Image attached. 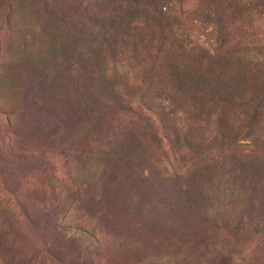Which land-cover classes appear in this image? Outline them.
<instances>
[{
    "label": "rangeland",
    "instance_id": "rangeland-1",
    "mask_svg": "<svg viewBox=\"0 0 264 264\" xmlns=\"http://www.w3.org/2000/svg\"><path fill=\"white\" fill-rule=\"evenodd\" d=\"M229 1L0 0V264H264V0Z\"/></svg>",
    "mask_w": 264,
    "mask_h": 264
},
{
    "label": "trees",
    "instance_id": "trees-1",
    "mask_svg": "<svg viewBox=\"0 0 264 264\" xmlns=\"http://www.w3.org/2000/svg\"><path fill=\"white\" fill-rule=\"evenodd\" d=\"M209 1H216L217 3H218V7L219 6H223V9H225V10H229L228 9V5H229V3L231 2V1H229V0H209ZM224 3H226V5L227 6H225L224 7ZM201 14H208V10L207 9H204V11L201 13ZM206 16H210L209 14L208 15H206ZM205 16V17H206ZM206 20H209L210 22L212 21V18H210V17H206ZM221 49H223V47L221 48ZM203 51H207L208 52V50H207V48H205V49H203ZM211 55V57L210 58H212V59H217L218 57H219V53H215V52H211L210 53ZM202 55H204V53L202 54ZM248 64H251V67L252 68H254V69H249L251 72H252V74H255V73H261V74H264V61H260V60H255V61H253V60H249L248 61ZM183 68V67H182ZM253 72H255V73H253ZM260 74V75H261ZM257 107L258 106H261V103H259L258 102V105H256ZM255 118V117H254Z\"/></svg>",
    "mask_w": 264,
    "mask_h": 264
}]
</instances>
